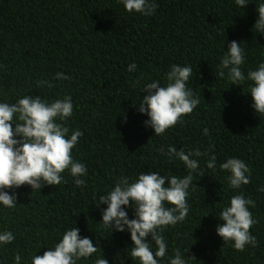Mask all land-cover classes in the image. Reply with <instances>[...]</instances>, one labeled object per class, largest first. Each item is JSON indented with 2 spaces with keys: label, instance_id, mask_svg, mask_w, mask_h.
Masks as SVG:
<instances>
[{
  "label": "trees",
  "instance_id": "16d2710c",
  "mask_svg": "<svg viewBox=\"0 0 264 264\" xmlns=\"http://www.w3.org/2000/svg\"><path fill=\"white\" fill-rule=\"evenodd\" d=\"M155 3V13L145 16L129 13L120 0H0V103L14 104L25 96L51 103L71 96L73 114L58 123L69 129V138L74 130L83 132L72 157L87 168V174L79 177L86 181L83 188L66 170L58 186L8 190L17 195V204L14 208L0 204V233L11 231L15 240L0 245V264H15L17 253L20 264H31L35 255L54 249L75 227L81 238H90L98 247L77 264H95L98 258L109 264H140L130 255L134 246L130 231L104 227L102 212L107 205L97 203L122 177L131 183L150 171L168 177L188 175L191 170L182 161H170V146L208 154L192 157L199 168L188 189V216L162 231L167 251L163 259L157 258L159 264H170L176 249L186 264H264V191H260L264 116L253 108V82L247 79L249 71L264 63V33L254 27L264 0H248L244 8L236 0ZM232 41L241 44L245 56L241 70L246 79L241 86L232 84L227 69L223 78L218 76ZM132 63L137 68L129 72ZM174 64L193 69L187 87L200 103L182 123L156 136L145 124L149 117L139 112V104L146 84L159 81L166 86ZM57 73L69 79H56ZM212 155L216 167L209 169ZM228 158L246 162L249 184L240 189L229 186L230 173L220 169ZM238 194L255 201L249 211L257 221L250 232L258 246L247 245L243 252L217 233L224 223L220 212ZM123 207L129 219L135 218L134 206ZM151 240L149 236L155 253L157 245Z\"/></svg>",
  "mask_w": 264,
  "mask_h": 264
},
{
  "label": "clouds",
  "instance_id": "9594fccd",
  "mask_svg": "<svg viewBox=\"0 0 264 264\" xmlns=\"http://www.w3.org/2000/svg\"><path fill=\"white\" fill-rule=\"evenodd\" d=\"M120 2L129 13L135 11L145 16L153 15L158 7L155 0ZM247 2L248 0H236V4L242 8L247 6ZM257 11L258 19L254 27L264 33V3L259 5ZM240 45L236 41L229 44V49L219 65L218 76L223 78L224 69H227L232 84L241 86L246 77L241 70L245 56ZM136 68L137 65L132 63L128 66V71ZM192 72L190 66L174 64L167 73L166 86H161L159 81L144 86L143 93L146 95L139 104V112L149 117L145 124L154 129L156 136H162L169 128L182 123V118L190 115L200 103L199 97L187 87ZM56 79L64 80L69 77L57 73ZM247 79L253 82L250 87L253 108L257 114L264 116V63L259 65L258 70L249 71ZM39 83L43 85L47 82ZM48 87L54 85L48 83ZM72 114L71 96L51 103L39 96H25L14 104L0 103V204L7 208L16 206L17 195L14 192L9 194L10 189L29 185L35 191L45 185H60L63 182L62 173L66 170H70L78 187L85 186L86 181L79 177L87 174V168L72 157V150L83 132L74 130L69 138V129L58 123L66 121ZM203 132L209 135L207 128ZM160 151L163 153V148ZM207 154L199 149L186 153L170 146L167 151L170 161L172 158L182 161L191 170L188 175L183 178L175 175L168 177L150 171L140 174L131 183L127 177H122L107 195L99 196L97 207L107 205L102 212L103 226L120 232L126 229L130 231L131 240L134 242L130 255L139 260L140 264H159L157 258L165 257L167 245L161 233L169 225L175 226L188 216V189L192 183V173L199 168L198 161L192 157ZM207 167H216L215 155L211 156ZM220 169L230 173L228 182L232 189H240L242 185L250 183V167L241 159L228 158L220 164ZM260 191H264V188ZM165 203L172 207H165ZM249 205L255 207V201L238 194L232 196L230 206L224 207L220 212L219 218L224 223L217 227V233L225 243L233 242L234 249L239 252L245 251L247 245L253 248L258 246L256 237L250 232L257 221L253 219ZM123 206H134L135 218L129 219ZM149 236L157 245L155 253L147 242ZM14 240L15 236L11 231L0 233V245L10 244ZM97 251L98 247L94 246L92 240L81 238L79 228L75 227L63 234L54 249L45 251L42 256L35 255L31 264H77L81 258L87 259ZM191 258L195 259L194 256ZM20 261L21 256L17 253L15 264H20ZM95 264H109V261L98 258ZM170 264H186L179 249L175 250L174 258H170Z\"/></svg>",
  "mask_w": 264,
  "mask_h": 264
}]
</instances>
